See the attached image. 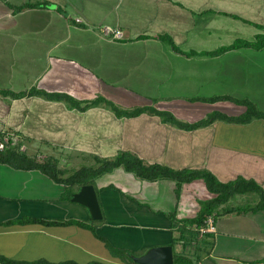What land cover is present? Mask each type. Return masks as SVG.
Returning a JSON list of instances; mask_svg holds the SVG:
<instances>
[{
	"label": "crops",
	"instance_id": "obj_1",
	"mask_svg": "<svg viewBox=\"0 0 264 264\" xmlns=\"http://www.w3.org/2000/svg\"><path fill=\"white\" fill-rule=\"evenodd\" d=\"M15 1L0 0V131L18 134L24 152L37 160L54 156L60 168L76 171L96 166V156L131 151L148 164L207 169L223 183L242 177L264 189L263 119L186 129L152 111L195 123L213 112L247 110L203 100L224 95L264 111V48L212 54L264 33L257 26H264V0ZM105 26L123 36L105 34ZM34 89L65 93L82 105L104 97L122 110H144L118 115L108 102L80 109ZM91 184L101 219L63 198L66 186L40 170L0 163V253L19 261L133 264L121 253L170 244L174 257L193 264H264V209H250L259 203L255 193L237 194L225 206L243 211L214 217L215 231L194 236L171 217H195L217 195L203 178L147 180L121 165ZM197 241L205 252L198 253Z\"/></svg>",
	"mask_w": 264,
	"mask_h": 264
},
{
	"label": "trees",
	"instance_id": "obj_2",
	"mask_svg": "<svg viewBox=\"0 0 264 264\" xmlns=\"http://www.w3.org/2000/svg\"><path fill=\"white\" fill-rule=\"evenodd\" d=\"M260 28H263V25H257ZM169 42H173L172 38L169 35L163 37ZM240 47H250L254 49L264 48V33H259L255 36L254 40H243L238 39L236 42L229 46L220 48L217 51L212 52V54H219L227 50H232ZM4 94L8 95L4 91H1ZM12 97H23L27 94L24 92H13L11 93ZM32 94H42L49 99L55 100H67L70 103V106H75L80 109H87L93 105H98L102 102H108L111 107L117 112L118 115L127 114L130 116L139 115L143 112L144 109L136 108L131 111H126L117 108L114 103L105 99L104 97H98L92 101H89L82 105L81 101L74 99L73 97L65 93H49L42 90L36 91L34 89ZM204 101L215 102L218 100H230L238 104H243L247 106V110L242 113L240 116H229L221 112L210 113L206 118L197 121L195 123H186L178 120L172 114L166 111H160L153 108V112L161 115L165 122L172 123L180 126L181 128L194 129L201 126H206L218 119H223L228 122H239V123H249L254 119H263L264 120V111L260 110L252 101L248 99H238L229 95L217 96L208 99H203ZM0 163L8 164L11 167L16 169H25V170H40L44 174L48 175L54 181L64 184L66 186L65 193L63 198L71 199L73 194L77 192L80 187L84 184L93 183L94 179L103 174L104 172H110L118 166L123 165L126 170L136 173L143 179L147 180H156L159 178H171L177 181L178 184H183L184 182H190L194 178H203L207 185L209 191L217 194L214 198L210 200L203 201L201 203V209L197 216L187 219H177L175 214L173 215L172 220L175 226L181 228V232L191 233L194 236H199V231H190L187 229L188 225H196L201 227L205 224V221L208 216L213 215L217 217L218 215L226 214L229 212H241L244 209L237 207H226L225 205L237 194H249L255 193L259 196V203L256 206L251 207L250 209L258 211L259 209H264V189L254 180H247L245 178H237L233 181L223 183L219 181L213 173L207 169H182L176 170L171 169L167 166L159 164H148L137 154L131 151H122L119 155L111 159H103L100 157H95L96 166H83L75 172L68 173L69 169H64L59 167V163L54 156H47L41 160H37L35 156H31L27 152L20 151L19 147L7 148L4 151H0ZM35 220V219H34ZM38 222H43L45 224L53 223L51 221L39 220ZM66 223H72V221H67ZM81 226L86 224L83 222H77ZM182 224V225H181ZM205 235V234H204ZM203 235V236H204ZM127 256L129 262L133 264H138L132 259V254L134 253H121ZM175 264H193V261L183 254H175ZM0 262L4 264H77L72 261H65L62 263H51L44 260L38 261H19L10 259L0 253ZM88 264H105L103 262H90Z\"/></svg>",
	"mask_w": 264,
	"mask_h": 264
},
{
	"label": "water",
	"instance_id": "obj_3",
	"mask_svg": "<svg viewBox=\"0 0 264 264\" xmlns=\"http://www.w3.org/2000/svg\"><path fill=\"white\" fill-rule=\"evenodd\" d=\"M71 200L85 205L93 219H101L103 217L94 184L82 185L73 194ZM132 259L138 264H175L173 246L170 244L152 247L142 255H132Z\"/></svg>",
	"mask_w": 264,
	"mask_h": 264
},
{
	"label": "built area",
	"instance_id": "obj_4",
	"mask_svg": "<svg viewBox=\"0 0 264 264\" xmlns=\"http://www.w3.org/2000/svg\"><path fill=\"white\" fill-rule=\"evenodd\" d=\"M77 20L80 21V19ZM103 31L105 32V34L113 36L114 38H121L123 36L121 30L112 28L110 26L103 27ZM15 147H19L20 151L26 150V146L21 143V137L18 134L4 130L0 131V151ZM195 227L199 231L201 236H203L205 233L215 231L214 216H208L203 226Z\"/></svg>",
	"mask_w": 264,
	"mask_h": 264
},
{
	"label": "rangeland",
	"instance_id": "obj_5",
	"mask_svg": "<svg viewBox=\"0 0 264 264\" xmlns=\"http://www.w3.org/2000/svg\"><path fill=\"white\" fill-rule=\"evenodd\" d=\"M15 2H22V1H15ZM32 153H34V152H32ZM42 155H45L44 153H42ZM40 158H43V156L42 157H40ZM58 158L59 159H61V156H58ZM61 166H62V162H61ZM70 167H73L74 165H69ZM59 167H60V165H59ZM69 169V168H68ZM72 172H75V169L74 170H72V169H69L68 170V173H72ZM194 239H198V237L197 238H194ZM197 247H196V249H198V253H203V252H205V250H203V248L201 247V245L198 243V241H197V245H196Z\"/></svg>",
	"mask_w": 264,
	"mask_h": 264
}]
</instances>
